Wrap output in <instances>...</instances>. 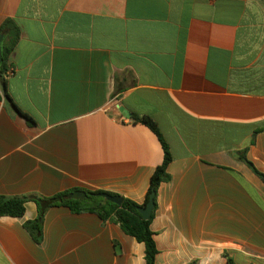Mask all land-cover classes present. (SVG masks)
Segmentation results:
<instances>
[{
    "label": "crops",
    "instance_id": "1",
    "mask_svg": "<svg viewBox=\"0 0 264 264\" xmlns=\"http://www.w3.org/2000/svg\"><path fill=\"white\" fill-rule=\"evenodd\" d=\"M7 20L20 39L0 76V196L143 204L164 161L134 121L149 117L172 155L156 264H264V183L237 157L264 173V0H0ZM37 217L34 202L0 217V264H146L114 221L53 207L38 242Z\"/></svg>",
    "mask_w": 264,
    "mask_h": 264
},
{
    "label": "trees",
    "instance_id": "2",
    "mask_svg": "<svg viewBox=\"0 0 264 264\" xmlns=\"http://www.w3.org/2000/svg\"><path fill=\"white\" fill-rule=\"evenodd\" d=\"M4 36L3 42V62L0 65V76H6L9 71L10 53L20 39V30L13 20H7L0 28V36ZM134 121L146 125L159 138L163 151L164 161L158 166L151 178L150 187L147 192L143 204H139L133 200L123 198L122 205H116L101 197V194L107 193L104 191H85L87 197L81 200L70 199L69 195L77 190H68L58 193L52 197H43L37 195H28L20 197H5L0 196V217H22L26 210L28 202H34L38 207V217L31 222L26 223V228L36 239L40 241L42 227L47 211L53 207L65 206L71 209L74 213H94L97 214L103 221H114L118 223L122 230L129 236L134 237L139 243L145 245V260L146 264H156V256L158 249L154 240V233L151 230V222L154 218L157 208V193L160 185L168 182L170 176L168 174V166L172 161L170 147L163 138L158 125L149 117H134ZM237 157L243 161L248 167L262 180L264 183V173L260 172L254 164L248 159L246 151L237 153ZM155 193V209L149 220L143 219L139 212L141 207H145L150 196ZM112 196H117L112 193H107ZM228 264H235L234 260L225 254Z\"/></svg>",
    "mask_w": 264,
    "mask_h": 264
},
{
    "label": "water",
    "instance_id": "3",
    "mask_svg": "<svg viewBox=\"0 0 264 264\" xmlns=\"http://www.w3.org/2000/svg\"><path fill=\"white\" fill-rule=\"evenodd\" d=\"M3 40H4V36L2 35L0 36V65L3 62V49H2ZM121 112L124 113L128 118L132 117V114L128 113L125 109H121ZM100 196L116 205H122L123 203V198L120 196H112L107 193L101 194ZM86 197H87V193L85 191H76L69 195V198L74 200H81V199H85ZM154 209H155V193H153L150 196V200L148 204L145 207H141L139 209V212L142 215L143 219L149 220L153 214Z\"/></svg>",
    "mask_w": 264,
    "mask_h": 264
},
{
    "label": "built area",
    "instance_id": "4",
    "mask_svg": "<svg viewBox=\"0 0 264 264\" xmlns=\"http://www.w3.org/2000/svg\"><path fill=\"white\" fill-rule=\"evenodd\" d=\"M14 71L12 69H9V71L6 73V77H9L11 75H13ZM123 121H126V119L124 117H122Z\"/></svg>",
    "mask_w": 264,
    "mask_h": 264
}]
</instances>
